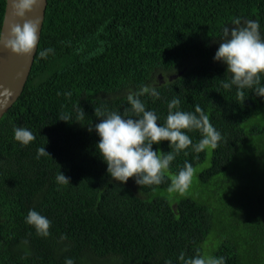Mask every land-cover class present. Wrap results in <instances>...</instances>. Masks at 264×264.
Returning <instances> with one entry per match:
<instances>
[{
	"label": "trees",
	"instance_id": "trees-1",
	"mask_svg": "<svg viewBox=\"0 0 264 264\" xmlns=\"http://www.w3.org/2000/svg\"><path fill=\"white\" fill-rule=\"evenodd\" d=\"M5 9L0 0V28ZM234 18L259 21L264 36V0H48L25 90L0 120V264H181V252L264 264V98L223 89L226 65L214 59ZM141 84L160 92L141 97L160 124L179 98L183 111L199 105L223 137L217 149L189 148L171 163L168 176L186 162L199 168L183 194L167 191L168 176L143 188L112 180L88 130L99 123L94 107L107 99L123 113ZM18 126L35 135L27 147L14 139ZM40 147L50 156L37 159ZM153 148L170 151L169 142ZM59 172L69 184L56 183ZM30 209L51 221L48 237L26 224Z\"/></svg>",
	"mask_w": 264,
	"mask_h": 264
},
{
	"label": "clouds",
	"instance_id": "clouds-1",
	"mask_svg": "<svg viewBox=\"0 0 264 264\" xmlns=\"http://www.w3.org/2000/svg\"><path fill=\"white\" fill-rule=\"evenodd\" d=\"M44 0H8L12 15L23 24L8 25V16L4 18V27L0 28V46H3L15 56L28 57L38 47L40 22L38 19H28V15L41 7ZM9 8V7H8ZM232 27H224L219 47L215 53V61L226 65L227 79L221 80L225 90L236 89L237 99L245 100V90H252L257 97L264 98V36L257 20L234 18ZM7 28V32L5 29ZM54 49L48 48L38 52L40 59H46L53 54ZM0 107H5L14 96L11 89L0 86ZM60 95V93H58ZM70 98L72 93H65ZM148 96L154 101L160 99V92L154 85L141 84L138 90H129L126 101L129 107L123 113L109 110L108 100L101 106L94 107L99 123L88 127L89 132L95 131L99 136L96 145L99 156L107 164L108 175L112 180L127 184L129 179H135L141 188L158 186L165 182L171 163L181 152L187 154L189 148L199 154L207 150L217 149L223 139L221 133L211 124L208 115L199 106L194 112L183 111L179 98H173L167 103V116L163 124L154 110H148L141 97ZM82 108L76 109V120L85 118ZM59 120L70 123L72 116L62 112ZM14 139L22 146H29L35 141V135L25 127L13 129ZM199 132L200 139L193 143L188 133ZM169 142L170 151L154 150L153 146ZM50 156L44 147L37 149L36 158ZM196 169L191 163H185L177 174L168 176L169 193H185L192 183ZM59 185L70 183L62 172L55 177ZM27 225L35 229L39 237L50 235L51 221L34 209H30L25 218ZM66 239V237H62ZM27 244L28 241H22ZM181 264H226L223 257L205 256L199 252L187 257L181 252L178 258ZM166 264L172 262L166 261Z\"/></svg>",
	"mask_w": 264,
	"mask_h": 264
},
{
	"label": "water",
	"instance_id": "water-1",
	"mask_svg": "<svg viewBox=\"0 0 264 264\" xmlns=\"http://www.w3.org/2000/svg\"><path fill=\"white\" fill-rule=\"evenodd\" d=\"M47 7L48 0H44L43 5L37 8L34 13L29 14L27 17L28 19H38L40 22L39 43L41 40L42 30L46 18ZM5 16H8L9 26L13 23L23 24L24 22L23 20H19L12 15L8 0H6ZM3 27L4 21L2 28ZM5 32H7V28L5 29ZM38 47L32 54V56L28 58L15 56L3 46H0V86H3V88L11 89L14 92V96L8 102V104L5 107H0V120L8 113V111L22 96L35 62ZM0 91H2V88H0Z\"/></svg>",
	"mask_w": 264,
	"mask_h": 264
},
{
	"label": "rangeland",
	"instance_id": "rangeland-1",
	"mask_svg": "<svg viewBox=\"0 0 264 264\" xmlns=\"http://www.w3.org/2000/svg\"><path fill=\"white\" fill-rule=\"evenodd\" d=\"M197 170H199V168L196 169V171H197ZM194 177H195V175H194ZM194 177H193V179H194ZM196 179H197V177H196ZM196 179H195V180H196ZM195 180H192V181H195ZM197 189H198V188H196L195 185H194V186H192V188H191V192H192V193H195V192H197Z\"/></svg>",
	"mask_w": 264,
	"mask_h": 264
}]
</instances>
